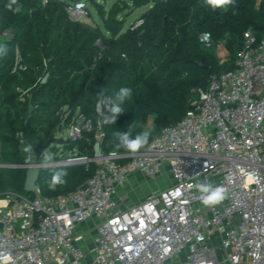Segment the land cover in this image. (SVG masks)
Wrapping results in <instances>:
<instances>
[{
	"label": "built area",
	"instance_id": "2783aa9c",
	"mask_svg": "<svg viewBox=\"0 0 264 264\" xmlns=\"http://www.w3.org/2000/svg\"><path fill=\"white\" fill-rule=\"evenodd\" d=\"M65 8L75 20L90 12L84 0ZM142 23L137 17L129 26ZM207 34L199 41L209 46ZM236 50L233 67L211 74L184 116L136 154L112 150L39 160L17 133L26 158L0 167L96 166L67 194L48 197L37 188L32 196H0V264H264V36L246 29ZM96 123L104 124L100 116ZM92 128L77 113L63 138L78 139ZM101 137L96 130L99 147ZM163 168L168 187L120 208L118 189L129 175L154 178ZM208 182L228 190L215 208L198 199L196 185ZM89 220L97 230L87 239L80 227Z\"/></svg>",
	"mask_w": 264,
	"mask_h": 264
},
{
	"label": "trees",
	"instance_id": "16d2710c",
	"mask_svg": "<svg viewBox=\"0 0 264 264\" xmlns=\"http://www.w3.org/2000/svg\"><path fill=\"white\" fill-rule=\"evenodd\" d=\"M71 0H17L19 12L0 0V44L8 54L0 57V163L25 160L17 133L35 151L37 159L46 148L51 158L94 156V133L101 130V151L127 152L116 147L113 133L137 121L145 129L152 117V136L178 121L190 108L197 88H205L211 74L233 67L236 49L246 29L264 36V3L236 0L234 7L213 11L202 0H131L133 6H149L138 16L142 25L123 27L118 14L129 6L113 2L107 10L90 2L100 22L70 18L65 6ZM210 32L209 46L199 41ZM100 42V45L97 44ZM223 42L229 59L219 62L214 49ZM21 65L22 68H19ZM47 74L45 81L42 78ZM121 86L134 90L132 100L112 124H96L95 95L106 96ZM83 113L92 130L78 139L56 136ZM149 142V143H150ZM46 157V159H48ZM95 162L45 168L39 171L41 195L56 197L75 190L94 171ZM66 168L67 182L55 190L49 181L55 170ZM25 171L0 167V196H32L24 190Z\"/></svg>",
	"mask_w": 264,
	"mask_h": 264
},
{
	"label": "clouds",
	"instance_id": "9594fccd",
	"mask_svg": "<svg viewBox=\"0 0 264 264\" xmlns=\"http://www.w3.org/2000/svg\"><path fill=\"white\" fill-rule=\"evenodd\" d=\"M202 2L213 11L217 9L227 10V8L234 7L236 4V0H202ZM14 5H17V0H9L5 7L9 10L19 12L20 7L17 6L14 8ZM208 35L210 34L206 35V39ZM7 54V46L0 44V57H5ZM133 95L134 90L130 86H121L111 96L107 97L105 91H99L95 95V109L102 123H114L117 116L124 111L125 104L132 100ZM137 127H140V124L135 121L129 123L124 130L115 131L113 136L117 142L116 147L122 148L131 154H136L146 148L149 145L152 130L143 129L142 131L136 132ZM25 151H31V148H26ZM67 176L68 172L66 168L55 170L52 173L51 180L48 182L49 188L55 190L58 185L65 184L67 182ZM196 188L199 192V202L205 207L215 208L228 198V190L222 184H216L214 182L200 183L196 185Z\"/></svg>",
	"mask_w": 264,
	"mask_h": 264
},
{
	"label": "rangeland",
	"instance_id": "374dc122",
	"mask_svg": "<svg viewBox=\"0 0 264 264\" xmlns=\"http://www.w3.org/2000/svg\"><path fill=\"white\" fill-rule=\"evenodd\" d=\"M98 1L101 6L104 8V10H107L110 5L113 2H119L121 6L126 5V3L129 4L126 8H123V10L118 14L120 18L124 19L123 27L125 28L128 26L131 22H133L140 14L143 12L148 6V5H142V6H133L131 3V0H96ZM88 11L89 14L87 16H83L81 18L82 21L84 22H92L95 23L100 22V18L98 13L96 12L95 7L88 2ZM215 53L218 56L219 62H224L229 59V54L227 49L224 47L223 42H220L216 45L214 49ZM196 97L194 95L193 99ZM152 122V117L149 116L147 119V123L145 124V129H149L151 126ZM61 137H66V131H63L61 133ZM43 155H53L50 152L49 148H46L44 150ZM60 158H65V157H60ZM170 176L165 168L162 169V172L154 177V178H147L144 176V174L140 173H135L134 177L128 181L125 182L124 184V191L125 194L124 196H120V201H119V206L120 208H125V207H130L133 206L134 204L138 203L139 201H142L146 196V193H150L151 191L153 192H158L159 190L166 188L170 185L171 183ZM116 199L119 200L118 197ZM92 232H88L86 235L88 236L87 239L90 238ZM84 246V245H83Z\"/></svg>",
	"mask_w": 264,
	"mask_h": 264
},
{
	"label": "water",
	"instance_id": "95a60500",
	"mask_svg": "<svg viewBox=\"0 0 264 264\" xmlns=\"http://www.w3.org/2000/svg\"><path fill=\"white\" fill-rule=\"evenodd\" d=\"M47 78V74L42 78V81H45ZM101 150L99 147V143H94V156H100ZM39 177V170H37L35 167H29L25 170V181H24V190L28 193H31L35 191L37 186V180Z\"/></svg>",
	"mask_w": 264,
	"mask_h": 264
},
{
	"label": "crops",
	"instance_id": "0c3cea01",
	"mask_svg": "<svg viewBox=\"0 0 264 264\" xmlns=\"http://www.w3.org/2000/svg\"><path fill=\"white\" fill-rule=\"evenodd\" d=\"M64 131V130H63ZM62 131V132H63ZM61 132V133H62ZM61 133H56V136H61ZM26 142V141H25ZM27 145H28V143H27ZM30 147V146H29ZM31 148V147H30ZM32 149V148H31ZM135 173H139V172H135ZM135 173H132L131 175H129V177H128V179L127 180H130V179H132L133 177H134V174ZM140 174H142V173H140ZM145 176V175H144ZM125 189H124V186H122V187H119V189H118V195H122V196H124V194H125V191H124ZM149 193H146L145 194V196L146 195H148ZM95 220H89V221H87L86 223H84L83 225H81V227H80V230H85V231H88V232H92V234H91V236H94L95 235V232H96V230L97 229H95L94 228V225H95ZM87 232V233H88Z\"/></svg>",
	"mask_w": 264,
	"mask_h": 264
}]
</instances>
